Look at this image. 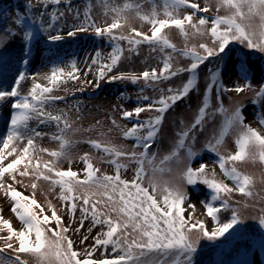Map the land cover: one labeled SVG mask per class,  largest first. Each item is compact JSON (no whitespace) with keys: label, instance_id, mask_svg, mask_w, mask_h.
I'll return each mask as SVG.
<instances>
[{"label":"snow or ice","instance_id":"6c2138e0","mask_svg":"<svg viewBox=\"0 0 264 264\" xmlns=\"http://www.w3.org/2000/svg\"><path fill=\"white\" fill-rule=\"evenodd\" d=\"M47 9L49 4L59 5L61 0H38ZM144 3L151 4L150 12H143ZM104 15H111V22L104 26L97 25L91 18V5L85 10L83 23L76 26L67 36H75L77 32L93 31L97 37H106L112 45L107 62H104L99 51L91 57V65H98L96 72V86L99 80L107 78L109 82L116 80L130 81L137 84L144 82L147 87L155 85L161 80H169L180 73L187 72L188 78L177 89L168 88L167 95L163 94L144 107L137 106L132 111L122 110L121 118L129 119L139 117L144 111H155L154 117L134 123L132 127L122 131L125 139H134L136 143L132 151H126L122 145L111 144L106 141L89 140L87 143L98 152L102 153L101 161L113 166L114 174L101 173L90 162L91 157L85 153L80 157L84 164L83 179L80 174L71 168L70 148L75 141L69 133L75 134L79 129H74L66 113L62 110H50L56 101L64 99L62 96L53 95V92L68 79L79 80V69L76 60H70L65 66L52 64L50 72L42 77L47 85L38 82L39 74H29L26 70H19L15 76L10 90L0 87V102L12 98L11 114L7 133L0 137V190L11 202V212L21 224L19 230L12 226L11 221L2 216L0 209V233L6 231L7 235H0V264H29L28 259H23L24 254L31 259V264H194V257L198 251L201 240L218 241L242 223L237 209L233 208L230 219L222 223L220 212L229 207L228 196L238 192L244 197H252V188L255 178L240 171L237 164L251 161L260 163L264 167V134L256 128L244 123L243 106L237 104L229 110L223 106L221 96L224 92L241 94L253 91V105L264 104V83L258 89H253L245 70L241 71L242 84L226 88L220 82L219 67L210 69V83L203 97L201 106L195 114L191 125L183 127L177 133V140L172 150L156 162V154H149V149L155 136L159 132L164 113L177 101L186 97L197 85V71L199 67L210 58L222 59L226 49L233 42L238 43L248 50L264 53V0H215L216 13L212 17L198 16V13H207L210 6L206 3L201 7L192 0H124L122 4H115L114 0H102ZM33 5H26L27 14H18L12 21L21 29L23 41V58L21 64L26 69L30 63L32 42L38 32L51 33L55 23L63 12L57 15L53 11L51 22L45 26L44 13L39 18L31 15ZM182 9H191L181 15ZM223 11V15L219 14ZM79 13H77V17ZM130 16L150 26V35L137 30L129 22ZM6 18V17H5ZM128 28V34L123 29ZM175 28L184 37L185 47L179 50V55L191 62L187 68H175L172 65V56L165 55L162 67L152 68L139 74L120 73L108 76L113 68L123 58L124 49L120 42L126 41L128 51H135L141 44H148L153 51L165 53L171 49L177 53L174 44L169 40L165 30ZM9 36L17 35L11 27L5 30ZM208 37L211 46L202 42L198 46H188L189 37ZM49 42L63 39L60 34L48 35ZM3 61L0 60V65ZM66 68L70 69L66 71ZM91 71L88 66L85 76ZM32 79L31 88L22 94V82ZM91 84L92 81H86ZM215 88L218 107L210 112L209 93ZM155 91L156 89L153 88ZM140 99L149 100L140 90ZM217 114L221 120L218 128L204 145L207 151L212 152L218 159L214 161L219 166L221 173L232 181L234 187H229L222 180L216 179L215 171L209 175L207 165L200 163L196 168L191 165L197 153L193 150L195 142L193 134L197 128L202 129L207 120ZM258 122L264 126V114H258ZM37 125H55L57 129L50 139L58 144L56 150L39 148L37 138H42L45 133L31 127V122ZM112 124L116 125L113 119ZM233 135L235 151L224 154L221 148L225 138ZM22 145V147H21ZM142 148L137 152L135 149ZM185 156L182 158L180 153ZM37 153L47 154L51 159L43 164L36 159ZM10 157H14L9 161ZM33 159L36 163L33 164ZM134 162L135 174L131 180L122 178L121 169L128 165L121 160ZM67 161L69 167L65 170L59 167L62 161ZM7 161V162H6ZM175 172L169 166L173 163ZM23 165V170L18 167ZM175 175L180 183L164 179L165 174ZM7 174V175H6ZM32 177L31 188L33 196H26L18 191L12 184L5 181L8 178L15 183L16 176ZM47 182L52 189L59 187V199L63 202L70 217L75 218L77 208L81 213L79 226L72 228L64 225L63 219L56 210L49 205L51 216L34 198L37 182ZM264 182V176L261 177ZM203 184L210 190V198L202 201L206 214L211 218L215 227L209 231L202 220L195 219V205L188 203L189 197L185 185ZM219 206H217V202ZM247 207V205H245ZM36 209H39L37 212ZM191 209L187 218L184 213ZM264 211V210H262ZM90 220L88 232L96 226L101 231L93 237V244L77 251L74 241L69 237L71 230L80 233L84 222ZM260 227L264 228V215L259 218ZM55 227H52V222ZM89 239L83 235L80 244L84 245ZM264 244V241H262ZM111 247L114 254L109 258L106 253ZM105 250V255L95 257L99 249ZM10 249L15 253L14 258H6L3 253Z\"/></svg>","mask_w":264,"mask_h":264},{"label":"rangeland","instance_id":"374dc122","mask_svg":"<svg viewBox=\"0 0 264 264\" xmlns=\"http://www.w3.org/2000/svg\"><path fill=\"white\" fill-rule=\"evenodd\" d=\"M124 0H114L115 4H122ZM160 0H157L159 4ZM192 2L198 3L203 7L206 3L209 4L210 10L207 13H198V16L212 17L216 13L215 0H192ZM31 3L33 5L31 15L35 18H39L40 13H44L45 26L51 22L50 14L53 11L57 12L59 16L60 12H63V16H59V19L55 23V28L51 33L38 32L36 38L32 42V51L29 57L31 65L32 61L39 57H46L47 71L49 73L52 64H59L65 66L68 61L75 59L77 68L79 69V80L73 81L68 79L66 83H62L54 92L53 95L64 97V99L56 101L50 110L54 112H60L61 110L67 114L72 127L79 129L75 134L69 133V137L75 141L73 146L69 150L71 157V168L73 171L80 174L83 179L84 164L80 160V157L87 153L91 157V163L95 168H99L101 173L114 174L113 166L102 162V153L93 149L87 141L100 140L106 141L115 145H122L126 151H132L133 146L136 143L134 139H125L122 135V131L132 127L134 123L139 121L148 120L157 113L155 111H144L140 113L139 117L133 116L129 119L121 118V111H132L135 107H144L154 100H158L161 96V89L164 90L163 94L167 95V89H177L183 85L188 78V73L183 72L169 80H161L155 85L145 86L143 81L137 84H132L130 81L116 80L109 82L107 78L99 80V86H96V72L98 65H91V57H93L97 51H99L104 58V62H107L108 54L111 52L112 45L106 37H97L93 31L77 32L75 36H67V33L74 30L76 26L83 23L85 19V10L91 5V18L99 26H104L106 23L111 22V15H104V8L102 0H61L59 5L49 4L47 9L43 4L38 3V0H17L16 4L9 5V11L12 15L11 27H16L12 21L18 14L26 15V5ZM151 4L144 3L142 11L150 12ZM191 9H182L181 15L185 12H191ZM77 13L79 16L77 17ZM219 14L223 15V11ZM129 22L137 30L146 32L150 35V26L141 22L138 19H134L130 16ZM169 40L175 45L178 50L177 53H173L171 49H166L165 53H161L159 50L153 51L148 44L139 45L135 51H128V44L126 41H121V47L124 49L123 58L113 68L108 76L118 75L120 73L126 74H139L145 70L152 68L159 69L162 67V60L165 55L172 56L173 69L175 68H187L190 64V60L182 55H179V50L184 49L185 40L178 30L175 28L165 30ZM125 35L128 34V28L123 29ZM60 34L63 39L56 42H49L48 35ZM202 42H206L211 46V40L208 37H189L188 46L199 45ZM19 49H23V41L21 38V29L15 36H9L6 31L0 30V60L3 64L0 65V71L7 65H14L17 61L21 63L23 54L19 56L18 60L13 56L16 52H20ZM244 51V52H242ZM246 53L247 55H243ZM88 66H91V71L85 76ZM219 67L221 69L219 79L220 82L226 88H232L237 84H242L241 77L242 69L246 71L248 80L251 82L253 89H258L262 83H264V53H260L255 50H248L238 43L233 42L226 49L225 54H222V59L217 60L210 58L204 64H202L197 71V85L196 87L183 99L177 101L172 105L165 113L163 120L160 124L159 132L155 136L152 145L149 149V154H156V162L158 163L164 155L168 154L176 140L177 133L186 126L191 125L194 120L195 114L201 106L203 97L210 83V69ZM70 69L66 68V71ZM42 75V77L44 76ZM86 81H92L91 84ZM33 82V81H32ZM39 83L47 85V81L43 78L38 80ZM32 85V83H31ZM29 85V86H31ZM143 88V96L149 97V100L140 99L141 89ZM153 88L156 90L154 91ZM10 90V88H9ZM254 96L253 91H246L241 94L235 92H224L221 96L223 106L226 109H233L237 104L243 106L244 123L250 125L253 128L258 129L264 134V126H261L258 122V114H264V104L253 105L252 98ZM211 107L210 112L214 111L219 105L216 100V90L213 88L209 93ZM12 98H9L5 107L11 109ZM2 106L0 105V111ZM116 121V125L112 124V120ZM221 117L217 114L212 119H209L204 124L203 128H197L193 133L196 137L195 142L192 144L193 150L197 153L193 158L192 167L196 168L200 163L207 165V171L209 175L215 171L216 179L222 180L229 187H234L232 181L228 180L221 173L219 166L214 163L216 155L207 151L204 145L212 136L213 132L218 128ZM31 127L36 128L38 131L45 133L42 138L36 139V144L39 148H45L48 150H56L58 144L53 142L50 137L57 131L55 125H37L36 121L31 122ZM22 147V145H21ZM142 148L135 149L140 152ZM142 151V150H141ZM235 151V143L233 135H229L225 138L224 145L221 148V152L227 154L228 152ZM181 157L185 156V153L181 151ZM14 158L10 157L9 161ZM36 159H39L41 164L44 161L51 159L46 153H37ZM36 159H33V164L36 163ZM7 162V161H6ZM122 163L128 165L127 169H121L122 178L131 180L135 174V163L128 160H121ZM173 168L174 172L176 166L173 163L169 164ZM23 170V165H18ZM62 169L69 167L68 162L62 161L59 165ZM237 167L240 171L249 174L255 178L254 186L252 188L253 196L244 197L238 192H232L225 199L228 200L229 207L227 210L220 212V220L222 223L227 222L232 213V209L235 208L238 211V215L242 223L235 225L233 229L229 230L224 237L219 238L218 241L212 242L207 240H201L198 245V251L194 257V264H264V244L261 240H264V228L260 227L258 218L264 215V182H261V177L264 176V167L257 161L253 163L251 161L239 163ZM7 175V174H6ZM164 179L171 180L175 183H180V180L173 174H165ZM16 181L13 182L11 178H8L5 183L12 184L18 191L26 196H33V190L31 184L33 178L16 176ZM37 188L35 190L34 198L42 205L47 215L51 216L49 211V205L54 208L58 215L63 219L64 225H71L72 228L78 227L81 213L79 208L75 212V218L70 217L66 211L63 202L59 197V187L54 189L44 181L37 182ZM185 190L188 194V203L195 205V212L193 213L195 219L204 221L205 227L211 231L215 225L212 223L211 218L207 216L206 210L201 203L210 198V190L203 184L197 185H185ZM219 201L217 206H219ZM247 205V207H245ZM11 202L5 196L4 192L0 190V209H2V216L4 219L11 221L12 226L19 230L21 228L20 222L15 215L11 212ZM38 212L39 209H36ZM191 209L187 210L184 215L187 218ZM55 227V222L51 224ZM90 220L84 222V226L80 233H74L69 231V237L74 241V245L77 251H83L86 247L93 244V237L101 231L100 226H96L89 233ZM0 235H7L6 231L0 233ZM83 235H88L89 239L84 245L80 244V240ZM257 237H260L257 238ZM259 239L261 241V248H251V242L253 239ZM3 241H0V246H3ZM248 250H251V255L247 261L243 260L244 255ZM6 258H14L15 253L6 249L3 253ZM23 259H28L31 264V259L24 254H20ZM105 255L103 248L94 253L95 257H101ZM106 255L111 258L114 254L111 252V247L108 248ZM247 262V263H245Z\"/></svg>","mask_w":264,"mask_h":264},{"label":"bare ground","instance_id":"6f19581e","mask_svg":"<svg viewBox=\"0 0 264 264\" xmlns=\"http://www.w3.org/2000/svg\"><path fill=\"white\" fill-rule=\"evenodd\" d=\"M17 0H0V30L5 31L9 27H11V18L12 15L9 11L10 4H16ZM6 17V18H5ZM12 30L17 33L20 31L18 26L11 27ZM17 38V35H15ZM20 52H16L13 58L18 60L19 56L23 54V49H19ZM46 57H39L32 61L31 65H27L26 69L24 66L17 61L14 65H7L0 71V87L10 88V86L14 83L15 76L18 75L19 70H26L29 74H39L42 78V75L47 71L46 69ZM32 79L22 82V86L20 91L22 94H26L27 90L31 88ZM7 101V100H6ZM6 101L0 102L2 109L0 111V137H3L7 133V127L10 120L11 111L5 107Z\"/></svg>","mask_w":264,"mask_h":264}]
</instances>
